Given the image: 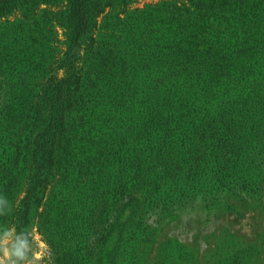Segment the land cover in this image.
<instances>
[{"label": "rangeland", "instance_id": "rangeland-1", "mask_svg": "<svg viewBox=\"0 0 264 264\" xmlns=\"http://www.w3.org/2000/svg\"><path fill=\"white\" fill-rule=\"evenodd\" d=\"M127 1L105 7L67 56L55 18H0V196L10 205L0 225L33 241L18 264H264V0L221 16L220 29L236 23L230 34L184 51L172 18H207L190 0ZM229 36L250 45L223 49ZM114 57L134 68L129 88L109 74ZM188 82L212 90L208 111L230 107L239 150L225 148L222 165L204 146L190 166L186 114L162 130L146 119L154 98ZM220 82L227 96L213 91ZM45 146L50 157H39Z\"/></svg>", "mask_w": 264, "mask_h": 264}, {"label": "trees", "instance_id": "trees-1", "mask_svg": "<svg viewBox=\"0 0 264 264\" xmlns=\"http://www.w3.org/2000/svg\"><path fill=\"white\" fill-rule=\"evenodd\" d=\"M247 0H190V2L194 5V7L198 8V15L205 16L207 18H172L176 22V26L173 27L174 30V41L176 43L177 51H184L181 46H185L187 42H195L194 40H201L206 37V35L210 38L215 36L220 37L219 33L226 32V34H230V31H234L235 25L234 22L226 21V26L223 28L217 27V24L221 26L222 19L220 18L225 13L232 12L233 8H241L244 7V3ZM116 2H119L125 5L127 0H0V18L10 13L20 10L24 16L31 17L36 16L41 13V18H55L54 21L58 22V25L65 26L67 28V37L70 39L72 44L67 45V50L64 53L67 56L70 53L78 52V49L81 46V41H84L86 38H90L92 34V27L95 22V18L99 16L104 8L107 6H114ZM44 6V8H41ZM189 21V22H188ZM196 22V23H195ZM199 22V23H198ZM189 23V26L188 24ZM206 24L205 27L203 24ZM187 24V25H186ZM238 25V24H237ZM233 29V30H231ZM206 32V34H203ZM190 33V34H189ZM204 35V36H203ZM225 38V37H224ZM228 40L222 41L220 44H223L224 48H229L225 45L232 44L233 42L240 44L241 48L247 47L250 45V40L244 36L240 38H234L232 36L226 37ZM170 39V37H168ZM209 39V38H207ZM176 51V52H177ZM175 53V52H174ZM71 56V55H70ZM171 57V54H170ZM185 54L181 52H177L175 55V60L183 61L186 58ZM194 56H189V61L192 60ZM174 56L172 57V59ZM186 60V59H185ZM71 60L68 61V68L71 67ZM112 66L109 74L113 78L114 73L117 72L122 75L123 79H125V85L129 88L131 85V81H128L126 78L133 80L135 76L134 68L126 63L124 58H112L111 60ZM119 67L118 71L116 68ZM116 70V72H114ZM173 76L172 78H174ZM68 81L67 78L63 77L58 81V87L60 88V92L63 90V84ZM223 83V84H222ZM218 83L220 88L217 90L218 95H226L229 92V88L224 85V82ZM150 91H154L156 95L159 94L158 89H155V85L153 86V82L151 83ZM224 85V86H223ZM172 85L168 87L167 94H163V96L154 98V100L158 104H154L157 112L152 109V115L146 119L153 121V127H156L157 130H162L164 127V123H169L171 121L178 122L182 121L179 118L180 114H186L184 116L187 117L188 122L185 127L188 130L190 135L189 138V150L191 151V155L189 156V161L191 167L195 166L194 163L197 162L195 159V154L199 153L198 150L200 147H208L210 146L212 149V153L214 158L216 159L218 165L224 162L225 148H231V150L238 149L237 142V128L233 123L234 117L229 115V106L228 108L225 106L221 107V109L216 110V112L208 111L206 108V104L208 101L205 98V94L207 92H211L212 90H202L197 93L199 87L195 84H191L188 82L181 86L175 93V91L171 88ZM223 86V87H222ZM190 88L193 89V95L189 91ZM184 91V92H183ZM144 97V96H143ZM178 98H182V100H178ZM163 99V101H160ZM146 103L150 104L152 101H149L147 97H144ZM162 103V104H161ZM64 103L61 104V108L64 107ZM60 109L59 117L62 119L63 114ZM148 109V108H146ZM186 111H183V110ZM165 111V117L162 112ZM209 113V114H208ZM60 120V119H59ZM165 121V122H164ZM60 125V122L58 123ZM58 125V126H59ZM47 132V128L43 132V134ZM226 134V137L222 140L219 139L220 133ZM42 134V135H43ZM225 146V147H224ZM227 146V147H226ZM221 147V149L219 148ZM206 149V148H205ZM203 148V150H205ZM41 150V154L39 157H43L47 155L50 157L51 150H48V147H44ZM224 152V153H223ZM160 164V163H159ZM158 164V165H159ZM157 165V167H158ZM168 164H160L159 167L162 168L163 175L167 172H164V169H168ZM169 166V165H168ZM220 167V166H219ZM221 168V167H220ZM26 216L27 210L24 211ZM23 232L18 230L17 233Z\"/></svg>", "mask_w": 264, "mask_h": 264}, {"label": "clouds", "instance_id": "clouds-1", "mask_svg": "<svg viewBox=\"0 0 264 264\" xmlns=\"http://www.w3.org/2000/svg\"><path fill=\"white\" fill-rule=\"evenodd\" d=\"M9 207L8 199L0 196V214L6 213ZM32 247L33 241L27 233H15L14 228L0 225V252L3 253V257L10 258L12 264L25 260ZM0 264H5L3 258H0Z\"/></svg>", "mask_w": 264, "mask_h": 264}]
</instances>
